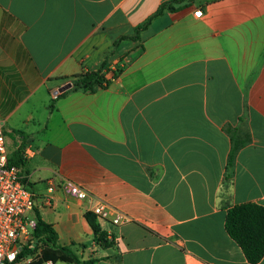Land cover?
Listing matches in <instances>:
<instances>
[{
	"label": "crops",
	"instance_id": "crops-1",
	"mask_svg": "<svg viewBox=\"0 0 264 264\" xmlns=\"http://www.w3.org/2000/svg\"><path fill=\"white\" fill-rule=\"evenodd\" d=\"M171 1L0 0L9 157L22 148L32 216L94 264H252L226 215L264 206V0H186L132 38ZM93 72L103 87L75 89Z\"/></svg>",
	"mask_w": 264,
	"mask_h": 264
},
{
	"label": "trees",
	"instance_id": "trees-1",
	"mask_svg": "<svg viewBox=\"0 0 264 264\" xmlns=\"http://www.w3.org/2000/svg\"><path fill=\"white\" fill-rule=\"evenodd\" d=\"M186 0H173L163 3L156 12L150 16L143 24L136 28V34L133 39H138L140 34L145 31L160 15L168 10H175L174 4L182 3ZM105 78L101 72L89 73L85 79L75 86V89H94L95 86L103 87ZM243 142L234 141L231 153L229 155L228 170L231 175L235 165V160ZM22 148H19L9 157V163L13 166L23 165L24 159L21 155ZM93 213H87V218L95 231L96 242L104 247L112 244L108 235L102 232L95 221ZM226 229L233 240L243 250L247 260L252 263H258L264 256V206L256 203H244L235 205L227 211ZM35 243L32 249L25 248L20 259L30 255L35 257L28 264H46L49 261L54 263L65 262L70 264H94L92 259H83L77 255L70 247L58 245V234L53 226L45 222L41 217H37V225L34 230ZM38 250V251H37ZM37 251V252H36ZM35 252V253H34Z\"/></svg>",
	"mask_w": 264,
	"mask_h": 264
},
{
	"label": "built area",
	"instance_id": "built-area-1",
	"mask_svg": "<svg viewBox=\"0 0 264 264\" xmlns=\"http://www.w3.org/2000/svg\"><path fill=\"white\" fill-rule=\"evenodd\" d=\"M199 15V12H196ZM117 76V70H114ZM68 191L79 200H85L89 192L77 183H68ZM50 187L49 191L53 192ZM35 206L33 193L24 183V177L19 166L9 163V151L4 131V121L0 118V264H19L21 252L32 249L35 243L34 230L37 219L32 216ZM111 207L106 202H100L92 213L101 218H109ZM124 215L116 210L112 219L114 224H120ZM47 264H53L51 261Z\"/></svg>",
	"mask_w": 264,
	"mask_h": 264
},
{
	"label": "water",
	"instance_id": "water-1",
	"mask_svg": "<svg viewBox=\"0 0 264 264\" xmlns=\"http://www.w3.org/2000/svg\"><path fill=\"white\" fill-rule=\"evenodd\" d=\"M71 87H72L71 84H67V85L61 87L60 91H61V92L66 91V90L70 89Z\"/></svg>",
	"mask_w": 264,
	"mask_h": 264
},
{
	"label": "rangeland",
	"instance_id": "rangeland-1",
	"mask_svg": "<svg viewBox=\"0 0 264 264\" xmlns=\"http://www.w3.org/2000/svg\"><path fill=\"white\" fill-rule=\"evenodd\" d=\"M37 251H38V250H37ZM37 251H36V252H37ZM34 253H35V252H34Z\"/></svg>",
	"mask_w": 264,
	"mask_h": 264
}]
</instances>
